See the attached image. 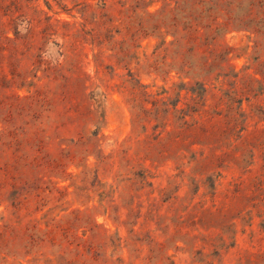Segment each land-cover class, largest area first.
Here are the masks:
<instances>
[{
    "label": "rangeland",
    "instance_id": "obj_1",
    "mask_svg": "<svg viewBox=\"0 0 264 264\" xmlns=\"http://www.w3.org/2000/svg\"><path fill=\"white\" fill-rule=\"evenodd\" d=\"M0 264H264V0H0Z\"/></svg>",
    "mask_w": 264,
    "mask_h": 264
}]
</instances>
